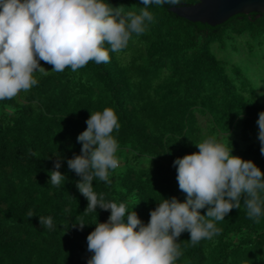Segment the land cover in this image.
Masks as SVG:
<instances>
[{"label": "trees", "instance_id": "obj_1", "mask_svg": "<svg viewBox=\"0 0 264 264\" xmlns=\"http://www.w3.org/2000/svg\"><path fill=\"white\" fill-rule=\"evenodd\" d=\"M106 2L122 14L145 7L141 0ZM148 11L153 21L145 22L146 31L110 52V62L54 72L41 60L49 72L35 74L36 86L0 100V264H88L87 236L110 210L85 211L80 177L67 161L81 154L77 137L91 112L110 107L120 124L112 133L119 166L109 170L110 183L95 178L93 190L106 203H125L145 224L163 198L186 200L173 162L198 152L196 143L209 136L264 172L256 138L262 86L216 50L264 60V13L236 14L210 26L178 17L167 5ZM58 158L66 179L57 186L50 172ZM39 217H50L52 227L41 226ZM78 223L87 224L80 230L73 226ZM216 227L218 235L195 245L183 232L176 264H264V215L250 219L241 200Z\"/></svg>", "mask_w": 264, "mask_h": 264}, {"label": "clouds", "instance_id": "obj_2", "mask_svg": "<svg viewBox=\"0 0 264 264\" xmlns=\"http://www.w3.org/2000/svg\"><path fill=\"white\" fill-rule=\"evenodd\" d=\"M140 13L122 14L106 0H0V100H11L38 84L36 73L47 75L40 61L52 65L54 72L70 68L73 72L89 62H110V52L125 49L132 37L146 31V21L153 15L149 5L177 9L184 0H141ZM107 45V46H106ZM239 118H243L240 114ZM87 128L77 137L81 154L68 159L70 170L80 179L79 192L87 199L85 211L97 207L110 210L106 222H96L87 236V249L93 255L88 264H176L181 255L178 238L185 231L190 242L211 240L220 229L216 222L240 209L241 200L247 215L255 222L264 215V172L252 161L233 155L216 136L196 143L198 152L174 160L179 189L186 194L163 198L143 223L125 203L105 202L93 190L98 178L109 182V170L119 166L118 142L112 135L120 124L115 111L106 107L91 112ZM260 153L264 155V111L257 120ZM61 160L54 163L50 182L60 185L66 179L59 171ZM139 203V202H138ZM137 203V204H138ZM207 208L206 214L201 209ZM127 216V222L125 217ZM29 217H32L31 212ZM41 226L52 227L50 217H39ZM85 224L78 223L83 230Z\"/></svg>", "mask_w": 264, "mask_h": 264}, {"label": "water", "instance_id": "obj_3", "mask_svg": "<svg viewBox=\"0 0 264 264\" xmlns=\"http://www.w3.org/2000/svg\"><path fill=\"white\" fill-rule=\"evenodd\" d=\"M170 10L188 21L216 26L236 14L264 13V0H198Z\"/></svg>", "mask_w": 264, "mask_h": 264}, {"label": "rangeland", "instance_id": "obj_4", "mask_svg": "<svg viewBox=\"0 0 264 264\" xmlns=\"http://www.w3.org/2000/svg\"><path fill=\"white\" fill-rule=\"evenodd\" d=\"M243 51L246 53V49L242 45ZM217 50L218 56L220 58H228L229 61H231L234 65L238 66L239 68H242L244 72L248 75L251 76L254 80H258L261 87V91L264 92V60H260L258 58H249L250 61L247 59L241 58L239 55H237L236 52H231V51H221ZM264 52V47L261 53ZM259 132V128H258ZM256 138H258V133Z\"/></svg>", "mask_w": 264, "mask_h": 264}]
</instances>
